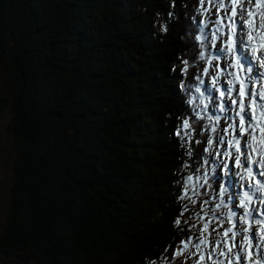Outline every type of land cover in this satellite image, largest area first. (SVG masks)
Masks as SVG:
<instances>
[{
    "label": "trees",
    "instance_id": "trees-1",
    "mask_svg": "<svg viewBox=\"0 0 264 264\" xmlns=\"http://www.w3.org/2000/svg\"><path fill=\"white\" fill-rule=\"evenodd\" d=\"M208 27L201 0H0V117L15 149L0 257L152 264L201 217L230 223L218 173L230 113ZM195 175L207 182L184 201Z\"/></svg>",
    "mask_w": 264,
    "mask_h": 264
},
{
    "label": "snow or ice",
    "instance_id": "snow-or-ice-1",
    "mask_svg": "<svg viewBox=\"0 0 264 264\" xmlns=\"http://www.w3.org/2000/svg\"><path fill=\"white\" fill-rule=\"evenodd\" d=\"M209 2L210 7H216L219 12L223 13L215 21L216 27L211 33L212 47L215 48V41L221 36H224L225 39L223 47L215 49L216 54L210 56L207 62L211 64L213 59L218 61L221 57H227L228 62L224 72L226 77H231V79H227L229 87L222 90L218 83L221 70L217 64V75L212 77V84L216 91L220 93V112L227 114L232 112L234 108L235 117L239 121L238 124L229 123L228 125L229 135H233L238 130L239 137L233 135V139L228 141L229 147L234 149V153L225 152L224 156L234 155L235 166L241 169V179L245 181L249 189H253L259 195L255 196L249 191L244 192L239 199V207L244 209L242 214L237 215L232 209H229L226 219L230 223L235 219L237 223H232V226L225 229L222 234L216 232V235L220 238L212 241L211 251L204 253L201 247L202 245L207 247L209 243L208 237L202 231V238L196 243H193L191 238L182 241L181 248L176 252V255H181L183 250L188 248H195L196 251L191 255H199L200 261H203L206 255L212 264H225L224 260L216 258L223 256L227 264H243V257L247 249H264V210L257 211L249 207L254 199L258 203L264 204V181L256 180L257 176H264V87H260V81H264V72H260L257 67L258 64L259 67L264 68V0H238V2L237 0H228L227 3L224 0H209ZM234 3L235 7H233ZM203 4L204 0H201V10L206 14L210 11V8H204ZM256 9H259V11H256ZM237 17L240 23H238ZM244 24L248 25L247 43L243 39ZM200 32L202 35L197 36L196 39L201 40L203 43L209 33L205 32L204 29H200ZM248 52H251L254 60L249 59ZM199 55L201 59L206 58L204 51H201ZM203 71L206 75L208 74V69ZM237 83L240 85L239 88H236ZM253 83L256 84L255 89L250 87ZM201 84H203V81H201ZM199 90L198 88L197 91ZM234 93H237V95H234ZM240 97H244L248 102L245 103ZM225 99L230 100L231 105L226 104ZM210 100L214 101L215 97L210 96ZM249 109L252 110L251 115ZM219 120L220 117H217V124ZM189 128V121L185 119L181 131ZM180 134V132L177 133V135ZM244 136H248L249 139L244 141V151H242L240 143L241 138ZM208 144L211 147V139L208 140ZM205 162L208 163V161ZM223 167L227 170L228 164L225 162ZM254 167L258 171H254ZM249 178L256 181L255 184L248 183ZM188 179L191 180L192 178L189 177ZM205 182H207V176H205ZM218 192L219 195L223 196L228 192V188L221 183ZM181 199H191V197L185 191ZM228 200L231 202L233 197L228 196ZM185 210H187V206H185ZM209 211L212 210L209 209ZM200 219H203V217ZM175 223L179 226L180 219L178 218ZM208 226V223H204V230H207ZM253 226H259L261 233L260 240L255 245L251 243V241L256 240L255 233L251 231ZM213 231L216 230L213 229ZM245 233H248V235H245ZM237 235L241 237L239 244L235 239ZM224 247H227V252L224 251ZM247 254L250 264H264V251H261L255 259H253L252 252L249 251ZM195 264H199V261Z\"/></svg>",
    "mask_w": 264,
    "mask_h": 264
},
{
    "label": "rangeland",
    "instance_id": "rangeland-1",
    "mask_svg": "<svg viewBox=\"0 0 264 264\" xmlns=\"http://www.w3.org/2000/svg\"><path fill=\"white\" fill-rule=\"evenodd\" d=\"M224 2L227 3L228 0H224ZM237 2H238V0H237ZM206 3H207V5L204 8H210V11H208L206 13V15H207V19H208L210 26L213 27L212 28V31H213L214 28L216 27L215 21L223 13L219 12L216 7H210L209 1H207ZM198 4H199V1H198ZM235 6L236 5L234 3L233 7H235ZM256 11H259V9H256ZM236 19H237L238 23H240L238 20V17ZM243 31H244L243 37L247 41V39H248V37H247L248 25L247 24L243 25ZM224 39H225L224 36H221L220 40L218 39V49L223 47ZM247 54L252 56L251 54H249V52ZM221 59L222 60L220 63L222 65V69H220V70H221V73L225 74L224 70H225L226 64L228 62V58L227 57H221ZM213 71H214V69H213ZM215 75H217V70L215 72ZM228 78L231 79V77H228ZM219 86L221 87L222 90L229 87V85L223 81L219 82ZM239 87H240V85H239V83H237L236 88H239ZM250 87L255 89L256 84L253 83L250 85ZM216 92L219 93L218 91H216ZM234 95H237V93H234ZM240 99L244 100L245 103L248 102L247 99H245L244 97H240ZM225 101H226V104L231 105L230 100L225 99ZM249 114L250 115L252 114L251 109H249ZM9 118H10L9 112L6 115H3L2 117H0V233H1V229L4 226L5 212H6V207L8 205V200H9L8 190L10 188L9 186H10V183L12 181V167H13V161H14V156H15L12 130L9 128ZM231 122L236 123V124H238V122H239L238 118L235 117V109L234 108L232 111V120L230 121V123ZM224 124L225 123L222 124L223 127H224ZM233 135L236 137H239V131L236 130L233 133ZM233 135H229V133L225 134V137L223 139V148H222L224 152L234 153V149L229 147V144H228V141L233 139ZM248 139H249L248 136H244L241 138L240 147H241L242 151H244V141H246ZM225 162L228 164L229 167H232V169H230L229 172H225V170L222 166ZM254 169H255V167H254ZM255 170L258 171L257 169H255ZM218 173H219V176L221 179H223L224 177L227 178L229 176L233 179L232 187L234 188V191L236 194L233 200H234V206L237 207L236 214L237 215L242 214L244 209L239 207L237 199L238 198L240 199V197L243 196L245 191H249V192L253 193V195H255V196H258L259 194L255 193L253 189H249L247 187V184L245 183V181H243L241 179V175H240L241 169H239L235 166L234 155L230 156V157H225L224 159L221 157V166L218 168ZM186 179H187V177H186ZM256 180L264 181V176H257ZM187 181H188V183L186 185L185 191L188 192V195L191 198H193V193L191 191L195 190L196 192H199V190L203 187V185L205 183V180L198 175L192 176V179L191 180L188 179ZM250 181H251V179L249 178L248 183L255 184V182H256L254 180H252V182H250ZM185 191H184V194H185ZM182 200L190 201L191 199H182ZM249 207L259 211V210L264 209V204H260V203H258L257 200L254 199L253 203L251 205H249ZM205 219H207V220L205 221ZM210 220H211V217H207V218L203 217V219H200L198 222V226H197L199 233L197 232L198 233L197 236L189 235V237H188V238H191L193 243H196L199 239L202 238L201 232L204 231L205 235L208 237V240H209L207 247H205L203 245L201 246L204 250V253L211 251L212 241L214 239L220 238L219 236L216 235V232H219L222 234L225 231V229L232 226L230 223L227 224V226L225 228H223V227L221 228V226L217 227L215 225H212V227L210 229L207 228V230H204V223H208V225H209ZM235 223H237L236 220H235ZM245 226H247V225H245ZM213 229H215L216 231H213ZM251 231L253 233H255V235H256V240L251 241V243L253 245H255L260 240V236H261L259 226H253ZM245 235H248V233H245ZM185 239H182L180 241L176 250L173 253L171 260L161 258V259H159L158 262H152V264H195V262H197V261H199V264H212V262L207 259L206 255H205V259L203 261H200L199 255L192 256L191 253L196 251L195 248H188L187 250H183L181 255H176V252L178 250H180V248H181V242L184 241ZM235 239H236L237 244H239L241 237L239 235H237ZM227 250H228L227 247H224V251L227 252ZM249 251L252 252L253 259H255V257L261 251H264V249H256V248L247 249L245 251V254L243 257V264H250V261L248 259V254H247ZM216 258L219 260H224L225 264H227L225 257L218 256ZM0 264H17V262L13 258L0 257Z\"/></svg>",
    "mask_w": 264,
    "mask_h": 264
}]
</instances>
